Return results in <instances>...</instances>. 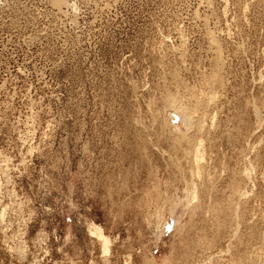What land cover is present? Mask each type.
<instances>
[{
    "label": "rangeland",
    "instance_id": "obj_1",
    "mask_svg": "<svg viewBox=\"0 0 264 264\" xmlns=\"http://www.w3.org/2000/svg\"><path fill=\"white\" fill-rule=\"evenodd\" d=\"M68 1L0 0V264H264V0Z\"/></svg>",
    "mask_w": 264,
    "mask_h": 264
},
{
    "label": "bare ground",
    "instance_id": "obj_2",
    "mask_svg": "<svg viewBox=\"0 0 264 264\" xmlns=\"http://www.w3.org/2000/svg\"><path fill=\"white\" fill-rule=\"evenodd\" d=\"M52 3L55 5V6H57L58 8H59V10H61V11H63V7H66V8H73V4H70L69 3V1L68 0H52ZM215 37V36H214ZM213 41V40H212ZM213 44H214V42H213ZM216 45V44H215ZM219 46V45H218ZM217 70L219 69V68H216ZM220 70V69H219ZM215 73V72H214ZM216 73H217V71H216ZM215 73V74H216ZM218 73H220V71L218 72ZM217 73V74H218ZM216 75H213V77L212 78H214ZM218 77H219V74H218ZM211 78V79H212ZM216 79H217V77H215ZM215 78L213 79L214 81H212V83H213V85H215V84H217L218 85V80H220V79H217V81L215 80ZM221 81V80H220ZM211 83V82H210ZM215 83V84H214ZM209 84V83H208ZM222 84V83H221ZM219 85H220V82H219ZM219 85H218V87H219ZM213 87V86H212ZM211 86H210V88H212ZM215 87H216V85H215ZM217 88V87H216ZM214 96V95H213ZM205 97V96H204ZM211 97L212 96H210L209 98L211 99ZM208 97H207V100L209 99ZM215 99V98H214ZM206 100V99H205ZM206 100V101H207ZM200 101V100H199ZM210 101H212L213 102V99L212 100H210ZM209 101V102H210ZM201 102V101H200ZM208 103V102H207ZM213 104V103H212ZM181 111V110H180ZM182 112V111H181ZM257 112V111H256ZM182 114H183V118H184V120H185V122L188 124V121L190 122V118H189V116L187 115V113H185V112H182ZM257 114H259V112L257 113ZM185 123V124H186ZM199 129V128H198ZM203 130V129H202ZM203 132V131H202ZM200 133V132H199ZM188 141H189V139H188ZM203 141L204 140H200V142H198V144H197V142H196V147L193 149V151L191 152V153H193V154H191L192 155V161H194V163L197 165V167L199 168L200 167V169L202 168V167H205V166H202V159H204L203 158V156H204V154H203V151H202V145H203ZM190 142V141H189ZM188 142V143H189ZM192 142H193V140H192ZM191 142V143H192ZM193 144V143H192ZM191 144V145H192ZM194 146V145H193ZM192 146V147H193ZM191 149V150H192ZM205 152V151H204ZM187 155V154H186ZM190 154H189V156H191ZM210 158V157H209ZM190 159V158H189ZM193 163V162H192ZM202 166V167H201ZM193 168H195V167H193ZM197 168V169H198ZM206 168V167H205ZM248 170V169H247ZM199 171V170H198ZM201 172V171H200ZM248 172V171H247ZM247 175L249 176V172L247 173ZM246 175V176H247ZM245 176V175H244ZM250 176H251V174H250ZM237 178V177H236ZM242 179V178H241ZM238 183V182H237ZM232 184V183H231ZM226 185V184H225ZM213 187V186H212ZM230 189V188H229ZM243 189V188H242ZM192 191H194V192H192L191 194H192V196H193V199L195 198H197L198 197V195H197V192H196V190H192ZM231 191H232V189H231ZM234 192H235V195L237 196V195H239V196H241V197H243V196H246V195H248L249 193H247V190H243V192H242V190H240V186H237V188H235L234 189ZM210 194V193H209ZM230 194V193H229ZM211 196V195H210ZM235 196V197H236ZM241 199V198H240ZM236 200V199H235ZM234 201V200H233ZM190 203V202H189ZM235 204V203H234ZM213 205V204H212ZM212 208V207H211ZM231 208V207H230ZM236 208H237V206H236ZM239 208V207H238ZM233 218V217H232ZM90 231H91V233L92 234H95V235H97V237H98V239L101 241V243H102V247H103V251H104V254H107V255H109V252H110V244H111V241H110V239H109V237L104 233V231H103V228L100 226V225H98V224H92L91 225V227H90Z\"/></svg>",
    "mask_w": 264,
    "mask_h": 264
}]
</instances>
